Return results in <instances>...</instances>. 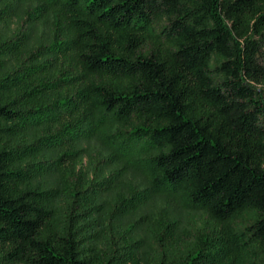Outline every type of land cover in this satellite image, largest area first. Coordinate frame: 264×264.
Masks as SVG:
<instances>
[{
	"label": "trees",
	"instance_id": "obj_1",
	"mask_svg": "<svg viewBox=\"0 0 264 264\" xmlns=\"http://www.w3.org/2000/svg\"><path fill=\"white\" fill-rule=\"evenodd\" d=\"M40 1L62 23L51 43L0 41V264H264V0ZM105 132L201 228L163 224L142 253L120 225L141 193L105 219L96 203L114 175L34 184Z\"/></svg>",
	"mask_w": 264,
	"mask_h": 264
},
{
	"label": "rangeland",
	"instance_id": "obj_2",
	"mask_svg": "<svg viewBox=\"0 0 264 264\" xmlns=\"http://www.w3.org/2000/svg\"><path fill=\"white\" fill-rule=\"evenodd\" d=\"M41 5L40 0L0 1V15L3 18L0 21V41L22 37L24 45L21 54L36 51L39 47L50 44L55 30L62 23H58L54 12L42 11ZM21 54L4 57L3 71L17 66ZM58 63L60 61L56 62ZM110 132L58 151L57 155H62L65 151H75L74 161L53 175L37 179L34 184L63 187L69 177L76 178L80 175L89 181H102L114 175L113 187L101 194L96 203L102 205L100 214L105 219L119 200L129 198L133 191L141 193L136 208L121 217L120 225L122 229L130 230L135 240L143 242L142 253L147 252L153 233L163 224L168 225L173 235L178 237L192 235L195 229L201 228L204 219L202 212L188 208L180 197L149 192V179L144 174L126 168L125 161L113 158V155L117 154L110 144V139H106ZM94 157L97 160L111 159L108 163L101 164L102 172L97 175Z\"/></svg>",
	"mask_w": 264,
	"mask_h": 264
}]
</instances>
